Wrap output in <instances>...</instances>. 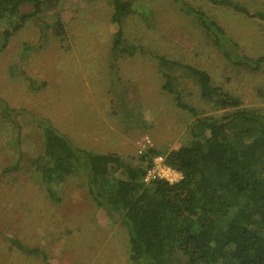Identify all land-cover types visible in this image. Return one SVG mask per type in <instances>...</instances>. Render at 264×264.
I'll return each instance as SVG.
<instances>
[{"label": "rangeland", "instance_id": "374dc122", "mask_svg": "<svg viewBox=\"0 0 264 264\" xmlns=\"http://www.w3.org/2000/svg\"><path fill=\"white\" fill-rule=\"evenodd\" d=\"M132 1L125 35L140 49L133 55L111 57L110 0H57L11 35L0 54V101L24 110L15 127L0 108V264H134L126 229L109 224L82 188L80 174L67 178L62 201L54 203L33 165L12 169L18 159L22 166L42 154L41 118L96 152L139 156L137 143L145 136L162 153L188 143L194 117L164 89L155 54L205 69L242 106L264 112V64L250 70L228 62L174 0ZM188 1L209 12L244 54L264 56V22ZM241 1L264 11V0ZM2 22L0 30L11 26V20ZM174 74V88L199 116L226 111L202 100L185 70ZM11 239L38 251L24 256Z\"/></svg>", "mask_w": 264, "mask_h": 264}, {"label": "trees", "instance_id": "16d2710c", "mask_svg": "<svg viewBox=\"0 0 264 264\" xmlns=\"http://www.w3.org/2000/svg\"><path fill=\"white\" fill-rule=\"evenodd\" d=\"M110 1L115 30L111 57L133 55L140 49L128 44L125 35V20L135 10L133 1ZM204 1L264 22V11H255L241 0ZM174 2L228 62L250 70L262 67L264 56L244 54L205 9L188 0ZM55 4L57 0H0V23L13 21L0 30V54L26 21ZM28 5L31 8L25 10ZM154 59L159 61L164 89L194 117L188 143L164 153L152 148L139 156L96 152L78 147L49 119L41 118L42 154L24 159L22 166L18 159L12 169L25 171L33 165L54 203L62 201L67 178L80 174L82 188L105 210L109 224L126 229L134 264H264V112L242 106L237 95L214 85L205 69L157 54ZM182 70L194 77L202 100L226 111L199 116L173 86L175 71ZM0 108L18 126L16 116L24 110L3 101ZM157 155H164L166 163L181 173L180 180H144ZM11 243L24 256L38 251L18 239Z\"/></svg>", "mask_w": 264, "mask_h": 264}, {"label": "built area", "instance_id": "2783aa9c", "mask_svg": "<svg viewBox=\"0 0 264 264\" xmlns=\"http://www.w3.org/2000/svg\"><path fill=\"white\" fill-rule=\"evenodd\" d=\"M139 154L145 153L153 148V142L149 136H145L137 143ZM180 172L172 168L165 161L164 155H157L153 158L152 166L147 170L144 180L149 182L154 179H165L169 182L179 180Z\"/></svg>", "mask_w": 264, "mask_h": 264}, {"label": "bare ground", "instance_id": "6f19581e", "mask_svg": "<svg viewBox=\"0 0 264 264\" xmlns=\"http://www.w3.org/2000/svg\"><path fill=\"white\" fill-rule=\"evenodd\" d=\"M61 242V241H60Z\"/></svg>", "mask_w": 264, "mask_h": 264}]
</instances>
